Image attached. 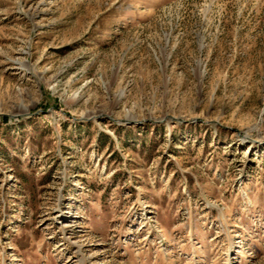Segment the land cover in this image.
Masks as SVG:
<instances>
[{
    "label": "rangeland",
    "instance_id": "1",
    "mask_svg": "<svg viewBox=\"0 0 264 264\" xmlns=\"http://www.w3.org/2000/svg\"><path fill=\"white\" fill-rule=\"evenodd\" d=\"M0 264H264V0H0Z\"/></svg>",
    "mask_w": 264,
    "mask_h": 264
}]
</instances>
